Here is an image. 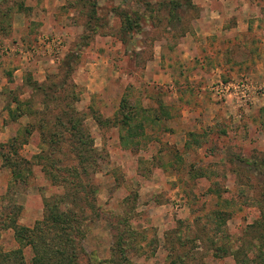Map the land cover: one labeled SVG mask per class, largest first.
I'll list each match as a JSON object with an SVG mask.
<instances>
[{
  "label": "rangeland",
  "instance_id": "374dc122",
  "mask_svg": "<svg viewBox=\"0 0 264 264\" xmlns=\"http://www.w3.org/2000/svg\"><path fill=\"white\" fill-rule=\"evenodd\" d=\"M237 79L243 96L210 90ZM70 93L95 149L83 263L264 264V0H0V143L35 123L9 117L18 101L52 112ZM40 144L34 129L18 152ZM15 184L0 158V206L24 226L62 190L37 165ZM0 246H19L10 228Z\"/></svg>",
  "mask_w": 264,
  "mask_h": 264
},
{
  "label": "trees",
  "instance_id": "16d2710c",
  "mask_svg": "<svg viewBox=\"0 0 264 264\" xmlns=\"http://www.w3.org/2000/svg\"><path fill=\"white\" fill-rule=\"evenodd\" d=\"M64 73L67 75L68 70H64ZM63 81L65 84L66 78ZM31 84L33 89L42 90L41 87L45 83L32 81ZM52 87L50 90L41 91L45 98L42 102L43 109L47 107L48 102L52 101L59 105L58 102L61 101L55 96L62 90H58L57 85L52 84ZM66 96L67 98L64 95L66 100L63 102L65 107L58 106L52 112L33 109L25 103H21L22 107L18 101L16 107L9 110V117L13 120L21 116L36 117L35 125L28 121L3 144L0 143L1 166L8 171L13 186L15 183L26 182L32 172V166L37 165L43 174L62 188L61 194L43 198L41 217L31 226L16 223L19 205L9 203L0 206V229L10 228L14 241L19 246L30 248L32 256L29 264H86L82 261L84 255L80 239L83 233L82 221L87 213L92 217L97 216L93 198L90 196H93L95 189L88 182L90 180L88 171H93L94 164L96 166L91 155L95 149L88 133L84 130L81 132L82 120L75 115V109L71 104V100H76V95L70 93ZM44 112L48 113V119L45 118ZM39 113L41 116L37 117ZM128 118V115L123 113L121 124ZM34 129L39 131L43 144H40L37 152L26 159L18 150ZM58 152H64L66 155L73 153L74 156L71 158L73 160L66 165L61 164L59 157L56 156ZM79 201L82 202L81 210L61 205L63 202L72 204ZM119 242L117 240L116 243L122 254ZM19 246L6 251L0 248V264H25ZM173 264H179L178 259L173 260Z\"/></svg>",
  "mask_w": 264,
  "mask_h": 264
},
{
  "label": "built area",
  "instance_id": "2783aa9c",
  "mask_svg": "<svg viewBox=\"0 0 264 264\" xmlns=\"http://www.w3.org/2000/svg\"><path fill=\"white\" fill-rule=\"evenodd\" d=\"M247 83L245 79H237L236 81L231 82H217L213 83L210 86V90L213 95L217 98H225L235 95H244V91L247 87Z\"/></svg>",
  "mask_w": 264,
  "mask_h": 264
}]
</instances>
